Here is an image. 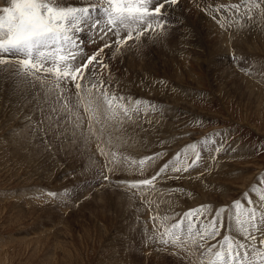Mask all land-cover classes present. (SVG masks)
I'll return each mask as SVG.
<instances>
[{
  "label": "rangeland",
  "instance_id": "374dc122",
  "mask_svg": "<svg viewBox=\"0 0 264 264\" xmlns=\"http://www.w3.org/2000/svg\"><path fill=\"white\" fill-rule=\"evenodd\" d=\"M239 3L178 0L162 32L129 40L119 51L104 48L98 58L107 68L97 74L110 83L109 92L156 106L119 129L112 125L111 142L107 134L73 135L71 125L63 133L46 130L47 121L39 122L42 94L25 85L14 90L0 76V264H200L151 237L153 216L175 222L201 205L210 206L209 218L226 208L217 240L229 233L243 239L229 220L233 202H245L249 193L264 214V4L251 10V19L244 4L239 14L224 10ZM65 4L82 6V0ZM99 35H77L87 56L114 44L111 34L103 41ZM221 142L226 150L216 155ZM193 143L201 162L189 171L169 169L151 188L120 183L150 178ZM98 145L130 161L162 156L143 174L135 168L109 173Z\"/></svg>",
  "mask_w": 264,
  "mask_h": 264
},
{
  "label": "snow or ice",
  "instance_id": "6c2138e0",
  "mask_svg": "<svg viewBox=\"0 0 264 264\" xmlns=\"http://www.w3.org/2000/svg\"><path fill=\"white\" fill-rule=\"evenodd\" d=\"M177 3L178 0H96V3L82 0V6H71L65 0H6V6L0 8V76L10 79L14 90L25 85L34 94L37 90L42 94V98L37 96L43 104L38 106V113L41 124L47 121L46 130L63 133L71 125L73 135L79 131L87 140L88 136L99 139L107 134L111 142V132L107 130L112 125L119 129L125 121H132L134 115L142 116L156 106L140 98L110 93V83L97 74L107 68L98 57L104 48L116 47L119 51L118 46L129 40L139 41L149 33L162 32L167 26L169 8ZM241 4L248 6L246 13L251 19V10L260 9L264 0H240L239 4L223 7L239 14ZM87 31L102 33L99 36L102 41L111 34L115 42L104 44L87 56L77 39L78 34ZM82 112L87 114L86 121ZM97 148L107 161L109 173L119 168H135L143 174L147 166L162 156L155 153L130 161L116 151L105 152L100 145ZM196 149L195 143L188 145L150 178L120 183L130 189L154 187L169 169L175 173L196 167L201 162ZM221 150H226L223 142L216 146V155ZM189 154L194 156L191 163ZM103 179L108 180L109 176L106 174ZM49 195L55 198L57 193ZM244 195L245 202L234 201V211L229 214L232 231L242 236V240L230 233L217 240L224 227L226 208L220 207L209 218L206 213L210 206L206 205L190 209L175 222H170L172 217L153 216L156 223L151 240L164 247L178 248L200 264H264V239L257 243V233L264 228V214L257 212L249 193ZM245 203L246 212L242 210ZM213 240L216 243L210 244ZM186 264H192V259Z\"/></svg>",
  "mask_w": 264,
  "mask_h": 264
},
{
  "label": "bare ground",
  "instance_id": "6f19581e",
  "mask_svg": "<svg viewBox=\"0 0 264 264\" xmlns=\"http://www.w3.org/2000/svg\"><path fill=\"white\" fill-rule=\"evenodd\" d=\"M66 2H67V1H66ZM75 2H76V1H75ZM75 2H74V3H75ZM70 3H71V2H70ZM76 3H77V2H76ZM77 4H78V3H77ZM225 5H226V4H225ZM76 6H77V5H76ZM79 6H80V5H79ZM2 7H3V6H2ZM174 9H175V8H174ZM227 13H228V12H227ZM232 15H233V14H232ZM243 15H244V14H243ZM238 16H239V15H238ZM224 17H225V16H224ZM226 18H227V17H226ZM216 19H217V18H216ZM216 19H215V20H216ZM231 19H232V18H231ZM232 20H233V19H232ZM236 21H237V20H236ZM225 22H226V21H225ZM229 22H230V20H229ZM222 23H223V22H222ZM228 25H229V24H228ZM99 36H100V35H99ZM263 88H264V87H263ZM137 155H138V154H137ZM134 156H135V155H134ZM117 170H118V169H117ZM119 170H120V169H119ZM119 170H118V172H119ZM127 170H130V169H127ZM127 170H126V171H127ZM120 171H121V170H120ZM126 171H125V172H126ZM121 172H122V171H121ZM128 173H129V172H128ZM138 173H139V172H138ZM145 179H146V178H145ZM110 183L112 184V182H110ZM172 189H173V188H172ZM173 199H174V198H173ZM176 199H177V198H176ZM176 199H174V200L176 201ZM164 200H165V199H164ZM168 200H169V199H168ZM168 200H167V201H168ZM175 201H172V202L169 201V203H170V202L173 203V202H175ZM177 201H178V199H177ZM177 201H176L175 203H177ZM165 203H166V202H165ZM179 203H180V201H179ZM179 203H177V204H179ZM181 204H182L183 206H185V205L182 203V201H181ZM169 206H174V209H178V208H179V207H178L177 205H175V204H169ZM175 206H177V207L175 208ZM180 206H181V205H180ZM183 206H182V207H183ZM169 208H170V209H171V208L173 209V207H169ZM180 208H181V207H180ZM185 208H186V207H184V208H182V209H185ZM174 209H173V210H174ZM188 209H189V208H188ZM172 212H173V211H172ZM174 212H176L177 215H178L177 210L174 211ZM174 212H173V213H174ZM182 212H183V211H182ZM207 216H208V215H207ZM208 217H209V216H208ZM227 225H228V224H227ZM228 226H229V225H228ZM229 227H230V226H229ZM223 231H224V230H223ZM226 231H227V230H226ZM262 231H263V230H262ZM227 232H228V231H227ZM234 232H235V231H234ZM263 232H264V231H263ZM234 236H235V235H234ZM238 238H239V237H238Z\"/></svg>",
  "mask_w": 264,
  "mask_h": 264
}]
</instances>
